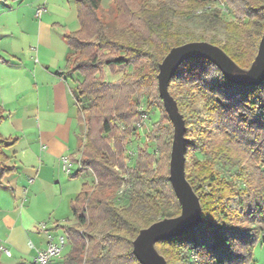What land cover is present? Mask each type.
Listing matches in <instances>:
<instances>
[{
  "label": "trees",
  "instance_id": "16d2710c",
  "mask_svg": "<svg viewBox=\"0 0 264 264\" xmlns=\"http://www.w3.org/2000/svg\"><path fill=\"white\" fill-rule=\"evenodd\" d=\"M224 1L238 23L224 20L220 8H205L216 0H182L178 7L164 0H111L108 18L102 0H75L79 27L64 35L68 70L82 76L74 96L84 143L75 175L89 169L95 181L82 184L71 201L75 221L63 226L70 249L62 264H140L132 253L139 230L179 214L168 173L153 168L156 155L147 146L135 152L131 186L121 194H114L122 178L113 166L125 165L127 142L138 136L141 102L150 110L152 94L161 100L149 85L170 48L207 41L248 68L264 29V0ZM104 66L115 72L131 67V73L108 82ZM168 90L185 120V176L199 197L202 222L155 247L167 264L244 263L257 242L264 245V80L235 85L208 60L193 58L178 67ZM163 112L152 137L170 145L173 128ZM3 117L0 105V123ZM13 143L0 134V181L14 171L4 152ZM197 153L207 156L199 160Z\"/></svg>",
  "mask_w": 264,
  "mask_h": 264
},
{
  "label": "crops",
  "instance_id": "0c3cea01",
  "mask_svg": "<svg viewBox=\"0 0 264 264\" xmlns=\"http://www.w3.org/2000/svg\"><path fill=\"white\" fill-rule=\"evenodd\" d=\"M13 1L0 0V134L14 141L4 149L14 171L0 181V244L11 256L0 253V264H33L35 249L64 234L82 186L75 174L84 129L74 96L82 76L68 70L64 39L79 24L75 0Z\"/></svg>",
  "mask_w": 264,
  "mask_h": 264
},
{
  "label": "water",
  "instance_id": "95a60500",
  "mask_svg": "<svg viewBox=\"0 0 264 264\" xmlns=\"http://www.w3.org/2000/svg\"><path fill=\"white\" fill-rule=\"evenodd\" d=\"M202 58L214 64L226 80L240 86L258 85L264 80V29L256 54L248 68H242L220 47L207 41H190L173 46L158 64L157 91L172 124L168 179L180 205V212L139 230L132 240V253L140 264H167L156 242L184 235L202 222L199 197L185 176V120L168 90L178 67L187 59Z\"/></svg>",
  "mask_w": 264,
  "mask_h": 264
},
{
  "label": "rangeland",
  "instance_id": "374dc122",
  "mask_svg": "<svg viewBox=\"0 0 264 264\" xmlns=\"http://www.w3.org/2000/svg\"><path fill=\"white\" fill-rule=\"evenodd\" d=\"M7 2H14L13 0H6ZM102 4H101V12L104 14V16L106 18L110 17L111 15V3L107 2V0H102ZM159 0H149V2L151 4H156ZM164 1H168V2H172V3H176V2H181L182 0H164ZM178 3H176V7H178ZM215 5L221 6V16L224 20L226 21H232L235 23L239 22V15L236 12V10L233 8L232 5H230L228 2L224 1V0H216V2H214ZM17 36H20V34L18 33ZM25 36V34L23 35ZM9 39V38H7ZM245 36L243 38V42H245ZM249 67V66H248ZM102 71V76L103 79L108 81V82H117L118 79H120L122 77V75L124 73H131V67H127L126 69L123 70H119V71H111V69L109 67H103L101 69ZM133 78V77H132ZM150 88L149 91L151 93H155V91H157V82L155 81V83L150 81ZM150 105L152 106V109L147 110V103L146 102H141L140 106H139V110L142 111V118L143 121L141 122L140 125L137 126V133L138 136L136 137H132L128 140L127 142V150H126V157H125V165L123 167H120L119 165H114L113 169L117 172V174L122 178V180L120 181V183H124L127 184L129 186H131V182H130V174H129V167L133 165V158L135 156V152L138 150V148L140 147H144L147 146L148 151L152 152L153 154L156 155V160L152 166L153 168H159L160 170H162V172H167L168 173V164H169V159H170V148H171V143L170 145L165 144V141L163 142L162 139H154L155 137H152V130L155 129L156 130V124L154 125L155 122L158 121V119L161 117V121L163 119V105H162V101L161 100H157L155 99L154 95L152 94L151 99L149 101ZM198 104V103H197ZM82 129H84L83 125H82ZM158 134V133H156ZM158 141V142H157ZM159 148V149H158ZM207 155H200V154H196V156H194L196 159L202 160L204 157H206ZM252 161L250 160L249 163H251ZM216 167V163L213 164V169H215ZM262 177L264 178V165L262 166ZM228 170V168H226V171ZM70 176V175H69ZM79 182L82 184H88V185H92L94 183V174L91 170L86 169L82 172H80L77 177ZM119 183V185H120ZM119 185L116 187L114 194H116L118 192V189L120 188ZM255 185V183H254ZM257 186H262V184L256 183ZM255 185V186H256ZM57 187V186H56ZM40 206L43 208L45 206V203L43 200L40 201ZM58 212H62L61 210H58ZM74 217L72 215L71 210L68 211L67 214V220H64L63 222H65V224H72L74 222ZM259 225L262 226V224L260 223ZM56 236L55 239L57 238L58 233H55ZM70 249V245L68 244V242H66V246L63 248L61 254L57 257H55L52 261L51 264H62L63 259L65 254L69 251ZM31 264V263H28ZM241 264H264V245H262L261 243L257 242L253 248H252V252H251V256L250 258Z\"/></svg>",
  "mask_w": 264,
  "mask_h": 264
},
{
  "label": "built area",
  "instance_id": "2783aa9c",
  "mask_svg": "<svg viewBox=\"0 0 264 264\" xmlns=\"http://www.w3.org/2000/svg\"><path fill=\"white\" fill-rule=\"evenodd\" d=\"M215 7L221 9V6L215 5L214 3H207L205 5V8L208 10L213 9ZM43 10H44L43 7H38L36 10V16H38ZM197 12H201V9L197 10ZM60 161L64 172L70 174L71 162L69 158L67 156H62ZM79 168H80V164H79ZM127 186H128L127 184L122 183L117 193L121 194L127 188ZM41 227L43 228L44 225L41 224ZM66 242H67V236L65 234H61L57 236L55 240L50 239L46 247L35 249V254L32 263L49 264L55 257L61 254L63 248L66 246ZM0 253L4 254L6 257L11 256V252L3 244H0Z\"/></svg>",
  "mask_w": 264,
  "mask_h": 264
}]
</instances>
